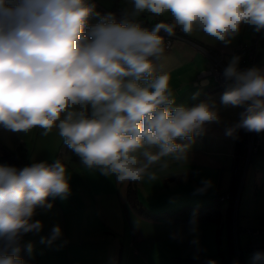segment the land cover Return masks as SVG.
<instances>
[{"label": "clouds", "instance_id": "clouds-1", "mask_svg": "<svg viewBox=\"0 0 264 264\" xmlns=\"http://www.w3.org/2000/svg\"><path fill=\"white\" fill-rule=\"evenodd\" d=\"M129 3L118 21L97 12L92 0H0V127L14 133L39 128L42 136L55 128L87 169L120 184L157 181L173 165L183 166L187 145L177 141L221 120L215 100L176 105L170 74L160 70L161 31L169 37L177 27L186 35L200 31L228 45L243 26L264 30V0ZM143 13L168 14L171 23L149 30L138 21ZM239 61L234 56L223 72L229 83L220 104L244 108L225 128L227 136L241 128L264 132V70H240ZM69 179L59 159L22 169L0 166V264H26L18 256L20 242L43 229L33 220L36 209H51L49 197L67 199ZM201 183L197 194L212 186ZM60 236L56 225L41 243ZM252 264H264V253H255Z\"/></svg>", "mask_w": 264, "mask_h": 264}, {"label": "crops", "instance_id": "crops-1", "mask_svg": "<svg viewBox=\"0 0 264 264\" xmlns=\"http://www.w3.org/2000/svg\"><path fill=\"white\" fill-rule=\"evenodd\" d=\"M102 1L92 0L96 4L97 12L101 15L115 12V9L108 10L98 4ZM118 11L123 13L124 10L118 9ZM148 15L143 13L140 17ZM159 17L171 20L168 14ZM96 22L98 18H93L91 21V23ZM256 34L252 26H243L232 42L224 45L203 32L194 31L191 35L185 34L186 41H176L169 50H165V59L160 62V70L170 74V86L176 96V105L192 106L201 101L215 100L221 117L220 122L207 124L203 133L183 139L181 144L187 145V162L183 166L173 165L168 172L161 173L157 181L145 179L140 183L120 184L114 176H105L99 170L87 169L72 151V157L65 165L70 178L71 194L67 199L49 197L48 202L53 205L51 209H36L33 220H40L43 223V229L42 232L35 233L36 237L32 239V245L40 240L38 246H35L36 253L32 254L35 261L27 256L24 239L21 240L27 258L36 264H43V257L39 254L40 252L38 253L40 245H46L48 252L46 257L50 258L56 247L54 243L53 245L41 243L40 237H49L52 229L49 224L58 222L60 219L64 224L63 251L68 254L86 253L79 259L78 264H158L160 256L165 259L178 258L175 251L180 250L183 243L182 226L200 224L211 228L208 226H216L221 222V212L218 224L210 222L182 224L175 221L145 219L137 212L142 210L138 206L140 191L149 188V183L153 186L157 185V188H162L163 191H168V183L175 188L187 186L188 192L193 194V205L209 204L214 201V194L232 192L235 195V188L243 167L246 168L242 191L245 195L242 198L241 194L237 205V215L235 211L233 212L232 204L226 202L224 223L228 246L232 250L230 219L234 213L236 224L240 225L239 231L247 237L244 249L248 250L251 243L259 247L264 246V238L261 235L264 234V150H260L246 163L245 146L249 132L241 128L234 136L225 134L227 126L239 121L242 107L223 106L220 104V96L224 91L215 90L205 93L208 86L212 84V79H199V75L209 66L205 56L206 50L224 52L226 54L224 64L228 66L232 59L229 54L239 43H249ZM256 68L264 70V41L258 45ZM196 82H199L198 86L195 85ZM196 93L199 95L194 99L193 96ZM255 136L264 145V132L255 133ZM41 161L51 163L53 158L47 157L39 162ZM20 167L19 165L17 168L20 169ZM206 179L212 182V186L202 194H197L196 190L203 186L201 182ZM129 189L135 192L136 203L134 204L128 199ZM180 204V201L174 200L169 206H161L157 210L149 209L147 212L142 211L151 214L171 212L179 209L177 207ZM246 230L258 231V236H250L245 233ZM197 243L196 237L193 236L194 251L197 250ZM166 249L170 253H167ZM215 256L216 254L213 255V253H193V259L197 264H208ZM247 264H252V259L248 260Z\"/></svg>", "mask_w": 264, "mask_h": 264}, {"label": "rangeland", "instance_id": "rangeland-1", "mask_svg": "<svg viewBox=\"0 0 264 264\" xmlns=\"http://www.w3.org/2000/svg\"><path fill=\"white\" fill-rule=\"evenodd\" d=\"M98 4L102 7L104 6L108 8V10L115 9L116 13H120L121 15L122 13L121 11L119 12L118 9L125 10L131 6L129 0H103L102 3ZM41 131L42 130L39 128H34L28 133H14L4 129L3 127H0V166H14L12 161L8 157L11 154L15 157L16 160L19 161V165L21 166L20 169L34 162H39L40 160L47 157H50L51 159L53 158V161H51V163L59 159L66 165L70 161L72 156L71 153L68 152V146L64 143L63 138L59 136L58 130L54 128L48 136H42ZM182 141L183 139L178 140L177 142L181 144ZM245 172L246 168L243 167V170L240 172L239 179L235 188L233 212L235 211L236 215L238 211L237 205L241 194L242 198L245 195L244 192H242L243 185L245 182ZM167 186L168 191H163L162 188H157V185L153 186L152 183H149V188H144V190L140 191V198L138 200L139 208L146 212L149 209L157 210V208H161V206H169L174 202V200H177V202H181V204L178 205L177 208H182L184 206H203L193 205V194L188 192L189 189L187 186L175 188L174 185H171L169 183L167 184ZM221 194H223V192L219 193V195ZM213 197L215 200L217 195L214 194ZM171 200H173V202H169ZM226 202H223L225 204L220 203V212L222 214V218L221 222L218 225H209L208 227L211 228H207L206 225L202 226L200 224L194 226L193 224L189 226H182L183 228L181 233L183 237V243L180 247V250L175 251V253H177V256L179 257L175 259H165L160 258V256L158 258V264H197L195 259H193V253H213V255L216 254V256L213 258L215 264H237V260L234 256V243L232 250H230L228 246L227 232L224 223L225 208L227 206ZM204 205H206V203H204ZM49 225L51 226V228L56 225H59L61 228V236L53 242L54 246L56 247V250H53V253L51 254L50 258L46 257V254L48 253L46 251V245L39 246L38 253L40 252L39 254L43 257L42 263L78 264L79 259L85 256L86 253L68 254L63 251V221L60 219L58 222L56 221L54 223H50ZM238 226V228H240L239 224ZM261 235L262 238H264V234ZM193 236H195L196 240L198 241L196 251L193 250ZM34 237H36L35 233H30L28 236H23L26 248L29 243H33L32 239H34ZM39 242L40 240L38 241V243ZM246 242L247 237L243 236V234H241V232L239 231L237 235V244L239 247L241 264H247L248 260H251L254 255V253L244 249ZM38 243H35V245L31 244L33 249L31 253H29L27 250V256L31 260L34 258L32 254L36 253L34 250H36L35 246H38ZM166 250L167 253H170L168 249Z\"/></svg>", "mask_w": 264, "mask_h": 264}, {"label": "built area", "instance_id": "built-area-1", "mask_svg": "<svg viewBox=\"0 0 264 264\" xmlns=\"http://www.w3.org/2000/svg\"><path fill=\"white\" fill-rule=\"evenodd\" d=\"M115 14L117 20L121 18L120 13L115 12H110ZM138 21L141 23L142 27L148 28L149 30L158 22H165V23H171V20H165L160 17L152 16L149 14L148 16H143L139 17ZM161 36L165 37L166 40V48L165 50H169L173 44L176 41H186L185 34L177 27L176 29V34L172 37H169L165 32L161 31L160 33ZM261 41H264V30L257 32L255 37L249 42V43H239L236 48L232 51L229 56L233 58L234 56H239L240 61H239V69L240 70H246L249 68L256 67L257 65V49L258 45ZM205 56L209 61V66L208 69L204 72H202L199 75V79H204V78H211L212 79V84L210 87L206 89L205 93H210L211 91L215 90H223L225 91V88L229 81L226 80V78L223 75L224 69L227 67L224 64V58L226 54L222 51H216V50H206L205 51ZM195 85H199V82H196ZM243 111L244 108L242 107ZM246 148V156H245V161L248 163V161L252 158L255 157L260 150H264V145L260 143L258 138L255 136V132H249V138L248 142L245 146ZM219 203L223 202H230V204L234 203V195L232 192L220 195L216 199ZM239 229L236 224V218H235V213L233 216H231L230 219V242H231V247L233 248V243H234V256L237 260V264H241L240 262V252H239V247L237 244V235H238ZM246 234L250 236H258V231H253V230H246ZM249 252L252 253H264V246H257L253 245L251 243L250 247L247 248Z\"/></svg>", "mask_w": 264, "mask_h": 264}, {"label": "trees", "instance_id": "trees-1", "mask_svg": "<svg viewBox=\"0 0 264 264\" xmlns=\"http://www.w3.org/2000/svg\"><path fill=\"white\" fill-rule=\"evenodd\" d=\"M68 152L72 153L68 147ZM9 155V153H8ZM12 161L13 165L18 167L19 161L15 159V157L11 154L8 156ZM128 199L130 203H136V195L135 192L131 189L128 190ZM220 195H217V197ZM215 200L209 204L203 206H184L182 208L176 209L171 212H162V213H145L142 210H137L139 215L143 216L145 219L149 220H157V221H175L182 224H188L193 222H210L214 224H218L220 220V203ZM20 252L18 256L26 261V264H36L34 261H30L23 249L22 243L20 242Z\"/></svg>", "mask_w": 264, "mask_h": 264}]
</instances>
